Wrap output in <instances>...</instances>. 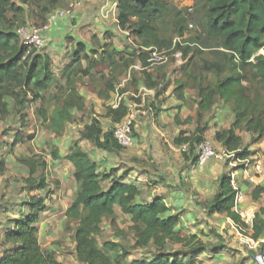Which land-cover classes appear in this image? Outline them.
<instances>
[{"label":"trees","instance_id":"16d2710c","mask_svg":"<svg viewBox=\"0 0 264 264\" xmlns=\"http://www.w3.org/2000/svg\"><path fill=\"white\" fill-rule=\"evenodd\" d=\"M193 1V13L185 12L184 17L181 11L171 8L164 0H117L119 29L128 33L131 43H138V56L136 52L116 49L112 42L94 50H87L81 43L76 44L69 56V62L60 73V78L66 82V93L55 98L50 92L54 75L49 58L37 52L23 60L26 49L21 45L15 31L20 26H25L30 13L36 20L37 27H40L47 23L49 14L57 9H67L68 5L64 4V0H0V112L8 111L6 99L12 100L14 107L18 108H23L28 103V97L41 104L49 101L48 106L54 104L49 114L47 109H39L36 113L46 129L59 137L64 125L71 123L72 112L84 110V100L79 95L77 86L81 78L91 77L92 71L114 70L120 66L125 73L136 60L145 69L149 66L146 50L155 49L159 52L170 51L171 54L181 52L185 60L179 71L182 73L193 64L194 54L200 55L202 50H208L217 61H203L201 70L213 74V84L204 85L201 78H198L199 75L196 77L188 72L185 73L186 81H191L193 86L183 81L174 83V95L178 100L186 101L185 91L188 88L195 90L197 97V134L192 139L183 138V134H180L174 144L187 145L188 154L193 155V147L196 148L204 138L206 130H199L198 125L201 124L203 115L213 107L215 100L219 99L232 106L235 117L229 128L215 132L213 141L226 152L240 150L242 153L237 156L241 159L248 158V149L238 131L251 135L254 143L264 140V55H258L264 49V0ZM197 11L202 16L198 23L201 33L196 27L197 23L195 25L193 21ZM168 19L169 22H166ZM190 23L193 24L192 31L198 33L192 39H185V33L191 31ZM167 30L171 37L161 34ZM173 38H182V43L174 45ZM67 42L73 41L67 39ZM150 71L141 70L145 83L139 84L132 92L119 88L116 90V80L111 79L105 82V90L99 91L98 97L107 101L114 91L119 96H129L136 94L143 85L156 91V102L170 81L165 76L155 79ZM247 75L253 84L263 88V92H260L262 94L250 95L243 84ZM124 99L116 109L110 106L107 109L106 117L113 124L112 130L104 132L94 120L79 133L80 139L105 153L116 154L123 150L113 138V129L128 113ZM151 105L154 106L153 103ZM191 120L192 118H187L184 123ZM19 136L15 135L13 146L24 142ZM195 137H198L197 142H194ZM28 139L32 140L33 136ZM51 157L53 161L60 159L57 150L52 151ZM64 159L74 170L76 190L74 200L65 215L68 222L76 223L72 240L75 257L81 264H193L192 260L200 248L190 249L186 255L167 250L169 245L190 246L195 237L190 236L187 241V238L175 232L179 220L176 216H167L169 209L162 199L137 203L141 189L125 183L117 170L103 176L102 179L109 182V187L104 188L97 164L77 144ZM262 160L264 161V150ZM18 161L28 170L29 176L25 183L30 193L40 192L47 187L43 174L46 163L43 160L38 162L25 157ZM193 161L196 163V157ZM0 166L3 164L0 163ZM39 172L41 174L34 177ZM235 195L229 177L222 174L218 180L217 191L207 202V212L231 220L253 242L263 240L256 251H250V255L251 260L257 261V264H264V184L255 186L250 193L253 204L261 200L263 203L255 213L250 228L234 211ZM27 202V214L10 221L11 224L4 233L0 264H61L53 253L42 249L38 239L40 217L46 209L45 198L34 195ZM115 208L130 219V230L134 233L133 249L151 247L154 255L151 260L125 262L120 258V253L124 251L120 245L114 242H106L102 246L99 244L97 236L100 234L102 220L112 217ZM187 257L190 260L187 261Z\"/></svg>","mask_w":264,"mask_h":264},{"label":"rangeland","instance_id":"374dc122","mask_svg":"<svg viewBox=\"0 0 264 264\" xmlns=\"http://www.w3.org/2000/svg\"><path fill=\"white\" fill-rule=\"evenodd\" d=\"M164 1L167 2L171 8L181 11L182 16L187 12L189 7L194 8L195 6L193 0ZM197 7L198 5H196V8ZM201 20L202 16L197 11L193 17V21L195 25L197 23L196 27L200 33L202 29L199 27L198 23L201 22ZM166 22H169V19ZM25 25L37 26L36 20L31 13L26 19ZM189 30L191 31L186 32L184 35L185 39H192L198 33V31L194 32L192 29ZM161 34L166 37H171L169 30H167V32H162ZM119 36L122 35L119 34ZM174 39L175 38H173V40ZM116 42L119 44V50L136 52V55L138 56V43L134 41L131 43L129 39L125 40V42H119V38ZM45 49H47L46 46L41 49V52L39 50L38 53L46 55L52 65L51 71L54 75V83L50 91L51 95L55 98L56 96H64L67 87L66 82L60 78V73L67 63L65 61V55L61 52V48H55L52 53L48 54H44L46 51ZM258 55H264V49L261 50ZM193 57V64L189 65L187 69L184 68L185 71H182V73L180 72L181 74L179 73L180 68L175 66V63H173L172 60L162 66H153L149 70L152 71L151 73H153L155 79L165 76V79L167 80L171 72V65L174 67L173 69H175V72L178 73V78L175 82H188L190 86H193L191 81H186L185 73L188 72L196 77L199 75L198 78H201V82L204 85L213 84L215 82L213 74L202 71L201 68L203 61L207 60L209 62H215L217 59L211 55V52L208 50H202V54H194ZM140 66L139 60H136V62L125 73L119 66L114 70L102 69V71L100 70L99 72L92 71L91 77L81 78L77 89L79 95L84 100V110L81 112H72L71 123L64 125V128L61 131L62 135L59 137H55L52 132L46 129V125L36 113L39 109H47L49 114L54 104L48 106L49 101L41 104L40 102L32 101L31 97H28V101L26 100L28 103L25 104L23 108H18V106L14 107V102L12 100L6 99L8 111L0 112V163L3 164L2 167L0 166V256L3 253L4 233L8 226H10L12 220L17 219L20 215L27 214L26 203H28V198L37 195L45 198L44 204L46 208L41 214V222L39 223L38 239L42 249L52 252L56 260L61 264H74L73 260L76 259V257L74 254L72 231L76 226V223L74 224L64 219L66 217L65 213L67 209L74 200V193L76 190V184L73 179L74 172L69 163L64 159V156L66 157L67 153L74 145H79L81 150L89 155V157L97 164V171L104 188L109 187V182L104 181L102 179L103 176L110 172L112 173L114 170H117L119 175H122L125 172L132 173V178L127 179V181L131 183L132 180L136 181L137 179V176L133 173L136 170V167L146 168L148 166V168H150L151 166H154L153 168L162 172L161 174L164 176L163 173L166 172L168 168H172V166L176 165V162L171 160V155L174 154L171 151V147H169V145L171 146V137L169 140L170 143H162V140H165L166 138L160 139L158 132H156L155 136H158V140L161 141L157 140L156 143V141L148 139L147 135H145V137L140 136V130L138 127L135 128L133 130V147L128 150H119L113 155H108L107 153H102V151L96 150L88 142L81 140L79 137V133L84 127L91 124L94 120L99 123L104 132L112 130L113 124L110 119L106 117V114L108 107L118 93L116 91L111 93L110 99L107 101L99 98L98 93L99 91L105 90V82L111 79L116 80V90L119 88L120 90L124 89L127 90V92H132L139 84L145 83L144 74L138 69ZM175 72H173V74ZM243 84L248 88L251 96L254 93L263 92L262 87L253 84L249 75L246 76ZM171 85V82L166 84L167 94L171 93L169 96L175 97V90L171 91L172 89L169 88ZM169 96L162 92L156 102L153 103L154 106L150 104L151 111L147 117H150L151 112H155L156 109L161 108V104H165L168 101ZM123 98H125L124 100L127 102L126 104L128 107L132 102L131 97L124 95ZM48 99L49 96L47 100ZM196 100V91L188 88L187 100L184 103L188 106V110L192 112L191 115H189L191 116L192 121L188 126H184L183 129L187 130L186 134H189L191 139L197 134V123L195 121L197 112ZM170 111L171 109H166L165 113ZM166 116L168 117L169 114H166ZM234 117L232 106L224 104L221 100L216 99L210 111L203 115L201 124L198 125V129L205 130L206 128L203 137L213 141L215 132L229 128L234 121ZM169 118L171 117L169 116ZM153 125L159 129L163 123H161V120L159 119L156 120ZM146 129L147 127H145V130ZM149 129L150 131H153L151 126H149ZM163 129H165V126L161 128V130ZM16 134H19V137L23 138L24 142L13 146ZM238 134L243 139L251 160H256V162L261 161L263 159L264 140L254 143L251 135L241 131H238ZM29 136H33V139L29 140ZM197 139L198 137H195L194 142H197ZM213 143L216 145L217 149H221L214 141ZM139 147L141 149L140 151L144 152L143 159H138L135 156L136 151L140 152L138 151ZM168 147L170 149H168ZM151 148H154L153 151ZM53 150H57L58 156H62L63 158L61 160L53 161L51 157ZM193 151L196 153V148L193 147ZM181 154L185 155V153L182 152ZM25 157L34 159L38 162L43 160L46 163V169L43 174L45 176L47 187L40 192L30 193L29 187L25 183V180L29 176L28 170L18 161ZM146 160H148V162H146ZM151 161H154L153 165H151ZM208 164V167H211L210 170L209 168H206V170L203 169L200 171H197V167L194 165L189 173L190 175H194L192 178L193 180L191 181L190 178H187V182L184 181L185 183L183 184L178 183L180 188L179 191H181L179 195L171 193L170 186L167 185L168 183H164L165 190H160V195L164 197L166 203L170 204L172 199L178 204L179 200L182 198H186L189 201V204L185 203L183 206H180L179 210L172 209L173 207H171L170 216H176L179 220L175 230L177 234L183 238H187V241L188 237H195V241L192 242L190 246L181 244L173 246L169 245L167 246V250L186 255L190 249L200 248L199 252L192 260L193 264H257V261L251 260L250 251H256L263 240L253 242L242 234L231 220L207 212V202L212 199L218 188L219 177L223 174L220 173L215 175L216 173H214L212 165L223 164L225 174L230 172L229 166L223 162L211 160ZM195 167L196 170L194 169ZM149 171H152L153 174L157 173L151 168ZM40 174L41 173L39 172L34 177H37ZM138 174L139 176H142L141 171H139ZM248 174L256 176L258 173H254V170L252 171L251 169V172ZM169 179L171 178L169 177ZM241 179L243 178H240L239 181ZM245 179L241 180V185L245 187V191L248 189L245 203L242 204L240 208V211L243 212V217L246 216L244 213L246 208L253 209L252 211L254 213L257 212L261 206V203H259L258 208L255 205L253 206L252 201L250 200V193L257 185H253L246 177ZM200 180H202V183ZM157 181L160 182V179H157ZM261 181L262 180L258 179V177L254 180L255 184L258 182L264 184ZM152 183L153 180L149 179L147 185H151ZM139 189H143V187H139ZM147 189V192L151 191L150 187ZM153 195L154 194L151 196ZM139 204H144L141 199L139 200ZM131 225L129 217L123 216L119 209L115 208L112 217L103 218L102 220L100 234L97 236L99 244L102 246L106 242H114L120 245L124 250L120 253V258L125 262L140 259L151 260L154 257L153 249L151 247L148 249H133L134 233L130 230ZM186 260L188 261L190 258L187 257Z\"/></svg>","mask_w":264,"mask_h":264},{"label":"crops","instance_id":"0c3cea01","mask_svg":"<svg viewBox=\"0 0 264 264\" xmlns=\"http://www.w3.org/2000/svg\"><path fill=\"white\" fill-rule=\"evenodd\" d=\"M72 1L73 0H64V4L66 6L70 5ZM114 1L117 2V0H114ZM104 4H105V0H81L80 9L76 11L72 16L67 17L63 20H58L50 24L48 29L43 34V37L46 42L45 44L47 47L44 54L52 53L55 48L56 49L61 48V52H63V55H65V58H66L65 61L68 63L69 56L72 50L74 49V46L78 43L83 44L87 50H94L107 42H112L115 48L118 49L119 44L116 42L117 39L119 38V42H125V40H128V33L123 32L119 29V26L117 23V16L115 17L109 16L107 18H103L101 16V8L103 7ZM57 10H60V9H57ZM45 25H47V23ZM119 34L122 36H119ZM67 39H71L73 42L68 43ZM173 68L174 67L170 65L171 72L167 79L172 83V85L169 87L170 89H172L171 91L175 90L174 83H175V80L178 78L177 76L178 73L175 72V69ZM173 72L175 73L173 74ZM163 93H165V95L167 96L171 94V93L167 94V88L165 89ZM185 100H187V90L185 91ZM166 109H171V111L165 113ZM191 113L192 112L188 110V106L185 105L183 101L178 100L174 96H169L168 101L165 104L164 103L161 104V108L156 109L155 112H151L150 117H147L146 119L141 118V117L138 118L134 129L138 127V129L141 132L140 136L145 137V135H147L148 139H151L152 141H156V143L158 140V136H155L156 132H158V134L160 135V139L166 138L165 140H162V143L169 142L170 137H171V140H170L171 146L169 145V147H171V151L174 153L171 155V160L173 162H176L175 163L176 165L172 166V168H168L167 171L163 173L164 176L161 174L162 172L153 168L154 166L150 167L151 169H154L155 172H157L154 174L152 171H149L150 168H148V166L146 168L136 167V170L133 173L135 176H137V179L136 181L132 180L131 183L128 182L127 179L132 178L131 177L132 173H127V172L123 173L121 175V178L125 183L135 185L138 187H143V189H141V195L136 200L137 203H139L140 199L142 200L143 203H150L153 200L158 199V198L162 199L165 202L164 197L160 195V190L161 189L165 190L164 183L165 184L168 183L167 185L170 186L172 194L179 195L181 191H179L180 188L178 186V183L183 184L187 182V178H190L191 181L193 180L192 178L194 175H190L189 173L191 172L194 165L197 167V171H200L203 169L206 170V168H209L210 170L211 167H208L210 163L205 165L202 168H199L196 165V163L193 161V159L196 157V153H193V155L191 156L188 154L189 152L185 153V155H182L181 148L184 145L177 146L174 144V140L176 139V137H179L180 134H183L182 135L183 138L190 137L189 134H186L187 130L183 129V127L188 126V124L191 123L192 120L187 121V123H184L187 118H191V116H189L191 115ZM166 114H169L171 118H169V116L167 117ZM159 119L161 120V123H163V125L160 126L159 129H157L153 125V123H155V121ZM149 126H151V129L153 131H150ZM163 126H165V129L161 130ZM145 127H147L146 130H145ZM141 129H144V130H141ZM158 141H161V140H158ZM152 144H155V143H152ZM169 147L168 149H170ZM138 149H139L138 151L141 150L140 147ZM151 149L153 151L154 148H151ZM102 153H105V152H102ZM107 154L113 155L109 153ZM135 156L138 159L142 158L144 156V152L136 151ZM59 158L61 160L63 157L61 156ZM146 162H148V160H146ZM150 163L151 165H153L154 161H151ZM125 165H128V164H125ZM221 165L220 164L212 165L213 171L214 173H216L215 175L220 174V173L225 174V169L223 167V164ZM196 167L194 168L195 170H196ZM72 171L74 172L73 169ZM139 171L142 172V176H139L138 174ZM169 177L171 179H169ZM149 179L153 180V183L151 185L149 184L147 185V182L149 183ZM157 179H160V182H158ZM260 180L262 179L260 178ZM200 182L202 183V180H200ZM146 186L150 187L151 191L147 192L148 187ZM244 188L245 187L243 186V189ZM246 190L248 191V189ZM243 191L245 194H248V192L245 191V189ZM152 194L154 195L151 196ZM185 203L189 204V201L186 198L184 199L182 198L181 200H179L178 204L176 203V201H173L172 199H171L170 204L165 202L167 208L169 209L168 216H170L171 214L170 213L171 207H173L172 209L179 210L180 206H183ZM259 203H261V206H263L262 201H258L254 204L252 203V205L257 206L258 208ZM64 219H66V217ZM40 222L41 221H39V223ZM73 261H74L73 262L74 264H81L77 259H74Z\"/></svg>","mask_w":264,"mask_h":264},{"label":"built area","instance_id":"2783aa9c","mask_svg":"<svg viewBox=\"0 0 264 264\" xmlns=\"http://www.w3.org/2000/svg\"><path fill=\"white\" fill-rule=\"evenodd\" d=\"M81 7V1L73 0L67 9L56 10L47 16V25L44 26H33L25 25L20 26L16 29L15 33L20 40L21 45L26 49L23 55V60L36 54L45 46V39L43 37L44 32L48 29L49 25L58 20H63L70 17L74 12ZM117 10V2L114 0H105V4L101 8V16L107 18L109 16L115 17ZM194 11L193 7L187 9L188 14H192ZM193 25H189V29H192ZM182 38H176L174 40V45L177 43H182ZM148 60L149 66L145 69L138 67L140 70L149 71L153 66H161L167 64L171 59L175 66L181 67L184 65L185 60L183 59L182 53L179 51L173 54L170 51H157L155 49H148ZM156 91L154 89H147L141 86L136 94H129L131 99V104L128 105V113L123 118L121 122L116 124L113 129V138L116 144L123 150L130 149L134 145L133 130L136 125L138 118H145L149 115L150 104L155 102ZM124 96H118L112 100L110 107L116 109ZM182 153L188 152V146L184 145L181 148ZM240 150L236 152H226L225 150L217 149L213 141L203 138L196 146V165L200 168L204 167L211 160H216L225 163L229 166L230 172L227 176L230 179V184L233 190L236 192L235 195V206L234 211L240 216L241 220L248 225L250 228L255 217L253 209L246 208L243 217V212L240 211L241 205L245 203L246 194L243 191V186L241 185V180L247 178L253 185H261V183L255 184L254 180L256 177L264 181V161L261 160L256 162V160H251L250 157L241 159L237 154H241ZM253 163V164H252ZM254 170V173H258L256 176H251L248 173ZM240 178H243L239 181ZM246 180V179H245ZM251 212V213H250ZM237 229L242 233L243 231L237 227ZM253 243V242H252Z\"/></svg>","mask_w":264,"mask_h":264},{"label":"water","instance_id":"95a60500","mask_svg":"<svg viewBox=\"0 0 264 264\" xmlns=\"http://www.w3.org/2000/svg\"><path fill=\"white\" fill-rule=\"evenodd\" d=\"M75 1H81V0H75Z\"/></svg>","mask_w":264,"mask_h":264}]
</instances>
